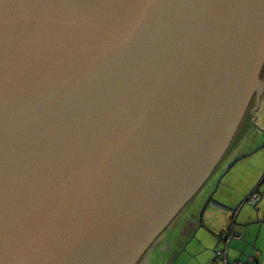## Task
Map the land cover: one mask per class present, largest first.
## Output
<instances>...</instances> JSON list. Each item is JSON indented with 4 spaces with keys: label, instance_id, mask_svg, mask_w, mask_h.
Wrapping results in <instances>:
<instances>
[{
    "label": "water",
    "instance_id": "1",
    "mask_svg": "<svg viewBox=\"0 0 264 264\" xmlns=\"http://www.w3.org/2000/svg\"><path fill=\"white\" fill-rule=\"evenodd\" d=\"M263 73L264 0H0V264H136Z\"/></svg>",
    "mask_w": 264,
    "mask_h": 264
},
{
    "label": "rangeland",
    "instance_id": "2",
    "mask_svg": "<svg viewBox=\"0 0 264 264\" xmlns=\"http://www.w3.org/2000/svg\"><path fill=\"white\" fill-rule=\"evenodd\" d=\"M261 81L263 93L259 103H256L252 96L222 160L180 211V217H191L192 221L194 219L195 222L200 221L203 214L202 201L207 198L211 202L209 207L213 206L215 210L210 215L206 213L205 220L215 225L220 222V217L225 218L222 223H230L231 215L235 212L236 226H240V219L246 216V209L251 210V204L245 195L251 191L253 185H264V73ZM260 173L261 176L258 178ZM246 190L249 191L244 194ZM241 210L243 211L240 213ZM204 225L207 223L198 226L202 228L199 237L203 233H209ZM174 229L175 232L174 230L162 232L159 238V241L162 239L161 244H154L155 247L152 246L150 250L148 248L146 251L149 252L141 256L138 264H198L202 258L195 255L193 244L194 239L198 238L184 237L180 226ZM164 240H166L164 246H168L166 250L162 248Z\"/></svg>",
    "mask_w": 264,
    "mask_h": 264
},
{
    "label": "crops",
    "instance_id": "3",
    "mask_svg": "<svg viewBox=\"0 0 264 264\" xmlns=\"http://www.w3.org/2000/svg\"><path fill=\"white\" fill-rule=\"evenodd\" d=\"M260 176L261 173L258 175V178ZM248 191L249 190H246L244 194H246ZM252 193H256L258 195V199L254 203L249 202L251 204V210L246 209V216L240 219V226H236V222L232 226L234 237L231 239L227 249V264H235L237 261L246 260L249 258H253L256 264H264V185H253V188L247 195H245V198H247ZM208 199L209 198L202 201L203 214L200 218V221L196 220L195 222V219L192 221L191 217L185 218L181 216L178 218L175 227L178 228L180 226L181 234L188 239L192 238L193 236L194 238H198L194 239L193 242L195 245L194 250H196L195 255H199L202 258L198 264H224L223 261L218 259L215 254L216 250L221 246L220 243L216 242V236L222 230H225L229 226V223H222L225 221V218L222 217H220V222L217 225L209 222L207 219L205 220L206 213L210 215L215 210L213 206H211V208L209 207L211 202ZM242 211L243 210H241L240 213ZM202 223H207V225L204 226L209 231V233H203L202 236L199 237V232L202 230V228H198V226ZM172 230L175 232V229ZM165 241L166 240H164L162 243L163 250H166L168 247L164 246ZM211 260L213 263H211Z\"/></svg>",
    "mask_w": 264,
    "mask_h": 264
},
{
    "label": "built area",
    "instance_id": "4",
    "mask_svg": "<svg viewBox=\"0 0 264 264\" xmlns=\"http://www.w3.org/2000/svg\"><path fill=\"white\" fill-rule=\"evenodd\" d=\"M257 199H258V195L256 193H252L247 197L246 200L250 203H254L256 202ZM232 226H233V218H231L229 226L225 230H222L216 236V242L220 243L221 246L219 249L216 250L215 254L216 257L218 259H221L224 264H227V260H226L227 249L231 239L234 237ZM235 264H256V262L253 258H249L246 260L237 261L235 262Z\"/></svg>",
    "mask_w": 264,
    "mask_h": 264
},
{
    "label": "flooded vegetation",
    "instance_id": "5",
    "mask_svg": "<svg viewBox=\"0 0 264 264\" xmlns=\"http://www.w3.org/2000/svg\"><path fill=\"white\" fill-rule=\"evenodd\" d=\"M245 121V120H244ZM225 153V152H224ZM224 156V155H223ZM222 158L223 157H221V159L219 160V162L217 163V165L214 167V170H215V168L219 165V163H220V161L222 160ZM213 170V171H214ZM210 177V176H209ZM180 213V212H179ZM178 213V215H176L175 216V218L169 223V225L165 228V230L163 231V232H166V231H172V229H174V227L176 226V223H177V221H178V218L180 217V214ZM161 235V234H160ZM160 235L155 239V241L152 243V245L149 247V250H150V248L153 246V247H155V245L154 244H161V242H162V239H161V241H159V238H160ZM157 240H158V243H157ZM147 252H149V251H145L144 252V254L145 253H147ZM144 254L142 255V257L144 256ZM142 257H140V259L138 260V262L136 263V264H138L139 263V261L141 260V258Z\"/></svg>",
    "mask_w": 264,
    "mask_h": 264
},
{
    "label": "trees",
    "instance_id": "6",
    "mask_svg": "<svg viewBox=\"0 0 264 264\" xmlns=\"http://www.w3.org/2000/svg\"><path fill=\"white\" fill-rule=\"evenodd\" d=\"M210 200V199H209Z\"/></svg>",
    "mask_w": 264,
    "mask_h": 264
}]
</instances>
